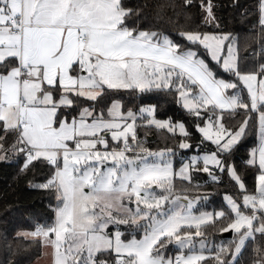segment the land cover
I'll use <instances>...</instances> for the list:
<instances>
[{
    "label": "snow or ice",
    "instance_id": "1",
    "mask_svg": "<svg viewBox=\"0 0 264 264\" xmlns=\"http://www.w3.org/2000/svg\"><path fill=\"white\" fill-rule=\"evenodd\" d=\"M147 7L0 0V165L48 206L0 264L21 241L49 264H241L249 247L264 264V0L241 11L244 56L218 0H169L170 30Z\"/></svg>",
    "mask_w": 264,
    "mask_h": 264
},
{
    "label": "trees",
    "instance_id": "2",
    "mask_svg": "<svg viewBox=\"0 0 264 264\" xmlns=\"http://www.w3.org/2000/svg\"><path fill=\"white\" fill-rule=\"evenodd\" d=\"M223 5L220 15L224 20V28L226 31L232 32L238 39L240 55L244 56L246 52L251 51L252 40L250 36V21L245 20L241 16L244 7L252 4L253 0H239L241 9H233L229 7V0H218ZM132 6L148 4L144 9L149 25L156 23L158 26L170 30L177 25L170 23L168 17L171 15V9L167 7L169 0H129ZM179 23H185L182 19ZM159 103L164 105V111L172 114L174 105L168 102V98L162 97ZM153 138L152 147L156 144L163 145V140L150 135L149 140ZM255 138L249 137L245 148L237 157V166L241 170V174L245 176L249 187L253 185V174L247 170L243 164V158L247 151L254 145ZM229 191H234L229 186ZM223 189H221V197L216 198V203L221 202ZM48 217L47 200L38 192L27 187V183L23 177L17 175V170L13 166L0 165V261L7 258L4 249L5 237L8 241H13L16 232L31 230L36 222H45ZM215 239L219 242L221 239L227 241L229 238H222L220 234H216ZM14 247L18 249V253L12 257L15 264H33L40 254L41 248L35 244L29 245L27 242L21 241L19 244L14 243ZM253 253L251 247L245 250L241 258V264H249Z\"/></svg>",
    "mask_w": 264,
    "mask_h": 264
},
{
    "label": "rangeland",
    "instance_id": "3",
    "mask_svg": "<svg viewBox=\"0 0 264 264\" xmlns=\"http://www.w3.org/2000/svg\"><path fill=\"white\" fill-rule=\"evenodd\" d=\"M45 251L46 250L41 249V254L39 258L35 262H33V264H49V257L45 254Z\"/></svg>",
    "mask_w": 264,
    "mask_h": 264
},
{
    "label": "water",
    "instance_id": "4",
    "mask_svg": "<svg viewBox=\"0 0 264 264\" xmlns=\"http://www.w3.org/2000/svg\"><path fill=\"white\" fill-rule=\"evenodd\" d=\"M248 53V52H246ZM153 138L150 139V141H152ZM222 238H230L231 237V234L230 233H224L223 235H220Z\"/></svg>",
    "mask_w": 264,
    "mask_h": 264
}]
</instances>
